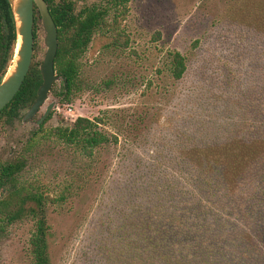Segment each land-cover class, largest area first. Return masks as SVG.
<instances>
[{
	"label": "rangeland",
	"instance_id": "1",
	"mask_svg": "<svg viewBox=\"0 0 264 264\" xmlns=\"http://www.w3.org/2000/svg\"><path fill=\"white\" fill-rule=\"evenodd\" d=\"M71 1L76 11L91 5L108 7V19L121 17L129 45L107 48L106 37L96 35L81 59L80 89L72 101L62 103L51 92L32 119L0 120V164L24 159L17 179L49 196L45 210L50 264H129L123 257L128 251L125 234L142 213L131 202L130 151L142 156L171 154L182 147L175 136L177 130L191 129L187 103L191 99L235 108L208 89L221 83L224 87L223 78L237 66L238 58L243 59V48L264 38V0ZM45 36L40 18L36 39L40 64L47 50ZM171 50L187 59L189 69L180 80L168 70ZM205 89L208 95L203 98ZM51 104V118L39 125ZM208 114L213 117L212 110ZM79 116L104 118L102 128L118 134L119 143L98 148L90 160L78 146L49 134L56 126H72ZM223 134L226 140L231 136L227 130ZM144 135L150 139L147 145L141 143ZM7 193L3 190L0 197ZM220 219L214 220L216 225ZM3 224L0 264H34L30 238L36 219L24 216Z\"/></svg>",
	"mask_w": 264,
	"mask_h": 264
},
{
	"label": "trees",
	"instance_id": "2",
	"mask_svg": "<svg viewBox=\"0 0 264 264\" xmlns=\"http://www.w3.org/2000/svg\"><path fill=\"white\" fill-rule=\"evenodd\" d=\"M1 1L0 83L13 63L17 44L10 3ZM46 2L58 28L55 70L60 80L52 93L62 103L70 102L80 89L81 59L96 35L106 37L107 48L126 49L129 39L123 37L121 17L108 19L106 6L76 11L71 0ZM40 18L35 7L34 59L20 90L0 111V120L7 123L25 115L22 112L35 102L43 83L41 64L36 60ZM167 59L171 76L184 78L189 69L186 57L171 50ZM236 61L237 66L230 67L223 78L225 86L221 83L208 89L235 108L191 99L187 102L191 129L177 130L175 136L182 147L171 154L157 152L145 157L135 149L130 151L131 202L142 213L134 217V225L125 234L128 251H123V257L129 264H264V38L249 43L243 48V59ZM204 92L203 98L208 95L206 89ZM104 123L102 117L79 116L72 126H56L48 132L78 146L92 160L98 148L120 141L118 134L102 128ZM226 130L231 134L228 140L223 134ZM140 138L143 144L150 142L145 135ZM24 166L20 158L0 164V194L8 191L0 197V235L5 220L32 216L37 221L30 238L34 264H50L45 210L49 196L17 179ZM238 250L242 252L238 254Z\"/></svg>",
	"mask_w": 264,
	"mask_h": 264
},
{
	"label": "water",
	"instance_id": "3",
	"mask_svg": "<svg viewBox=\"0 0 264 264\" xmlns=\"http://www.w3.org/2000/svg\"><path fill=\"white\" fill-rule=\"evenodd\" d=\"M9 3L15 19L17 44L13 63L0 83V111L16 96L31 68L35 46V7L40 13L43 28L46 32L44 41L47 50L40 65L43 83L38 90L35 102L23 117V120L27 121L39 112L40 108L49 99L54 83L60 80L55 70L58 28L46 0H9ZM52 106L53 104L49 105L43 116L38 120L39 125L47 118Z\"/></svg>",
	"mask_w": 264,
	"mask_h": 264
},
{
	"label": "flooded vegetation",
	"instance_id": "4",
	"mask_svg": "<svg viewBox=\"0 0 264 264\" xmlns=\"http://www.w3.org/2000/svg\"><path fill=\"white\" fill-rule=\"evenodd\" d=\"M8 1H9V0H8ZM0 2L2 3L3 1L0 0ZM1 21L4 22V24H5V21H4L3 18L1 19ZM51 92H52V90H51ZM23 117H24V116H23Z\"/></svg>",
	"mask_w": 264,
	"mask_h": 264
}]
</instances>
